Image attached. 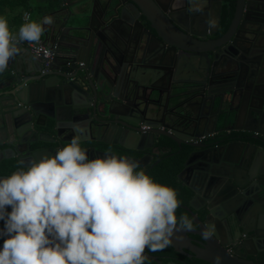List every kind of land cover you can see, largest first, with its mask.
Here are the masks:
<instances>
[{
	"label": "water",
	"instance_id": "obj_1",
	"mask_svg": "<svg viewBox=\"0 0 264 264\" xmlns=\"http://www.w3.org/2000/svg\"><path fill=\"white\" fill-rule=\"evenodd\" d=\"M45 1L42 18L52 15L54 23L42 40L52 54L36 55L18 43L21 50L0 72V90L7 89L0 92V131L22 143L24 125L40 138L36 125L45 115L60 141H71L61 136L63 124L73 135L81 121V141L107 142L110 124L122 136L115 143L126 148H154L160 135L188 144L195 149L179 178L194 192L183 207L196 228L178 231L171 246L212 264L218 255L221 264H264L232 254L220 238L249 228L256 241L264 239V0H234L229 25L214 41L195 31L209 0H185V10L170 11L160 0ZM168 64L172 80L164 86ZM233 128L236 139L203 140ZM199 198L205 201L197 207ZM199 209L206 211L202 220ZM210 222L216 233L205 238ZM146 253L158 264H177Z\"/></svg>",
	"mask_w": 264,
	"mask_h": 264
},
{
	"label": "clouds",
	"instance_id": "obj_2",
	"mask_svg": "<svg viewBox=\"0 0 264 264\" xmlns=\"http://www.w3.org/2000/svg\"><path fill=\"white\" fill-rule=\"evenodd\" d=\"M25 21L19 39L39 41L54 17ZM15 40L0 15V72L21 50ZM84 126L75 121L69 143L0 175V264H144L145 249H163L193 228L186 213L177 216L178 190L139 160L111 151L90 157L80 143ZM215 233L214 222L205 226V238Z\"/></svg>",
	"mask_w": 264,
	"mask_h": 264
},
{
	"label": "flooded vegetation",
	"instance_id": "obj_3",
	"mask_svg": "<svg viewBox=\"0 0 264 264\" xmlns=\"http://www.w3.org/2000/svg\"><path fill=\"white\" fill-rule=\"evenodd\" d=\"M160 1H161L162 6L165 7L166 10L170 11V10H174L177 8H183L185 10V0H160ZM227 2H228L227 0H209V5H205L204 7H202L197 14L198 15L197 17L200 19V24H199V27L195 31H197L198 33L202 35H205L204 37L209 40L212 39L214 41L217 38H219L224 33V31L229 25L228 23L226 28L223 29L225 16H226ZM233 8H234V3H233ZM211 17H215L216 19V24L214 26H211L209 24V19ZM140 19L145 25H148V22L145 20L144 17H140ZM153 65H156V64H153ZM172 72H173V66L171 64H168L166 66L165 77H163L164 79H162L163 81H161L162 85L165 86V85H168L169 82H171ZM4 90H7V89H2L0 90V92ZM12 107L14 109L17 108L16 104H13ZM39 122L41 124L36 125V129H38L39 132L43 133L40 135V138H38L39 136L37 137V135L29 131L28 129L24 130V125L22 126L19 125V128H20L19 138H21L24 141L22 143H19L17 141L18 137L10 138L9 136H7L6 132L0 131V168L9 161L11 162V164L12 163L17 164V166H15L10 172L6 170H2V172H0V175H9L17 168L25 167L19 163V158H21L24 163L28 164L30 162V160H28V157L31 154L35 152H39L41 150H43V152L39 153V155L44 152H48L49 154H51V153H54L57 148L61 147L60 145L63 146L70 142V141H60L55 136V130L53 129L52 120L50 118L46 117L45 115H42L39 118ZM66 126H67L66 123L62 125L61 136L64 138H71L72 135L67 134L65 131ZM237 126H240V121L237 123ZM112 131H114V128L112 125L109 124L107 126L106 134L103 136L106 140H108L107 142L97 140V139H88L85 141H81L80 143L82 147L88 148L90 157H95L96 155H103L104 152L111 151L119 155H128L130 157H133L139 160L142 163L146 162L149 155L152 156L153 158L156 155H160L167 151V149H161L157 146L156 144L157 140L155 141L154 148H150V147H146L143 149L126 148L120 145L119 143H115V141L117 140L118 141L122 140L121 139L122 136L121 137L119 136L117 138L112 133ZM238 134H239V131L233 128L228 131L214 133L213 135L204 137L203 140L208 144L214 143L216 141H219L222 143L223 141H231L233 139H236ZM95 136L96 134L91 135V137H95ZM161 137H167V136L160 135L159 138ZM53 138H55L56 140L53 141ZM167 138H170V137H167ZM25 141H27V144ZM126 142L129 144L133 143V141L131 140H127ZM183 145H188V144L183 143L179 145V147H182ZM91 148H94V149H91ZM49 149H52L53 151H50ZM194 149L195 148L191 147V151H193ZM141 166H144V165H141ZM204 201H205L204 198H199L196 201H194V204L197 207H200L204 203ZM201 210H204V209H199L198 211H201ZM193 228H196V226ZM190 235L194 239L201 240V238L196 234H190ZM220 238L222 241H224L227 244L226 248L229 249V251L232 254H235L245 259L253 260L255 262L264 261V249H261V250L258 249L260 247H264V239L256 241L254 233L251 232L249 228L248 229L245 228V231H242L241 229L240 233L222 234L220 235ZM2 244L3 243L0 242V246H2ZM191 258H194V256H191Z\"/></svg>",
	"mask_w": 264,
	"mask_h": 264
},
{
	"label": "trees",
	"instance_id": "obj_4",
	"mask_svg": "<svg viewBox=\"0 0 264 264\" xmlns=\"http://www.w3.org/2000/svg\"><path fill=\"white\" fill-rule=\"evenodd\" d=\"M226 4V16L224 21V28H226L227 24L230 21V18L233 13V0H227ZM49 3H45L43 6H40L38 11L43 13L47 10ZM157 146L161 149H167L166 152L156 155L152 158L150 162L146 165L141 166L145 170H148L149 174L152 175L157 181L162 183L169 184L175 187L178 190V197L181 201L180 207L177 208L176 213L179 218L182 214H187L189 217H192L191 213L183 207V205H188L190 199L192 198L194 192L193 190L186 184H184L179 178V173L184 168V163L191 151V147L189 145H183L179 147V145L172 140L171 138L161 137L156 142ZM159 161L153 164L156 160ZM17 164H11V162H7L0 168V172L2 170H6L10 172ZM9 210H11V205L8 206ZM206 214L205 210H201L197 212L198 217L202 220L204 219ZM4 221L0 220V227H3ZM195 223L193 222V227H195ZM6 237L0 236V242L3 243ZM146 252L158 256L163 263L167 262H175L177 264H210L205 260H201L198 258H191L184 254H181L174 250V248L169 245L163 249L157 251H151L150 249H145ZM144 264H158L150 259L145 260Z\"/></svg>",
	"mask_w": 264,
	"mask_h": 264
},
{
	"label": "crops",
	"instance_id": "obj_5",
	"mask_svg": "<svg viewBox=\"0 0 264 264\" xmlns=\"http://www.w3.org/2000/svg\"><path fill=\"white\" fill-rule=\"evenodd\" d=\"M45 3V0H0V15L7 17L13 36L16 37L19 36L20 26L25 23L23 20L24 13H30L29 19L40 20L42 19V13L38 11V8ZM243 124L245 123L242 119L240 126H243ZM261 164L264 166V161Z\"/></svg>",
	"mask_w": 264,
	"mask_h": 264
},
{
	"label": "built area",
	"instance_id": "obj_6",
	"mask_svg": "<svg viewBox=\"0 0 264 264\" xmlns=\"http://www.w3.org/2000/svg\"><path fill=\"white\" fill-rule=\"evenodd\" d=\"M30 17L29 12H25L23 15V20L25 21V17ZM26 22V21H25ZM14 42H17L23 46H26L30 49V51L36 55L44 56L46 58L50 57L52 54V47L46 43L43 42L42 39L39 41H29V40H21L19 39V36H16V40Z\"/></svg>",
	"mask_w": 264,
	"mask_h": 264
}]
</instances>
